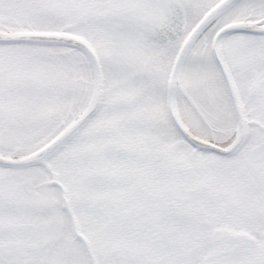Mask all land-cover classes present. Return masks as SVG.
<instances>
[{"label": "snow or ice", "instance_id": "6c2138e0", "mask_svg": "<svg viewBox=\"0 0 264 264\" xmlns=\"http://www.w3.org/2000/svg\"><path fill=\"white\" fill-rule=\"evenodd\" d=\"M0 264H264V0H0Z\"/></svg>", "mask_w": 264, "mask_h": 264}]
</instances>
